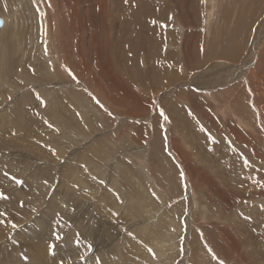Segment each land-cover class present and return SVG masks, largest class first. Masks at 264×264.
I'll list each match as a JSON object with an SVG mask.
<instances>
[{
    "label": "rangeland",
    "instance_id": "374dc122",
    "mask_svg": "<svg viewBox=\"0 0 264 264\" xmlns=\"http://www.w3.org/2000/svg\"><path fill=\"white\" fill-rule=\"evenodd\" d=\"M3 16L0 264H264V0Z\"/></svg>",
    "mask_w": 264,
    "mask_h": 264
},
{
    "label": "bare ground",
    "instance_id": "6f19581e",
    "mask_svg": "<svg viewBox=\"0 0 264 264\" xmlns=\"http://www.w3.org/2000/svg\"><path fill=\"white\" fill-rule=\"evenodd\" d=\"M195 3V2H194ZM215 3H213L212 4V7H211V11H209V13H210V16H209V20H211V19H213V17H214V15H215V5H214ZM243 10V9H242ZM1 19V18H0ZM2 22H3V25L1 26V28H4V27H6L7 26V24H9L8 23V18L6 17V16H3L2 17ZM212 21V20H211ZM261 21V20H260ZM259 22V21H258ZM0 28V29H1ZM2 30V29H1ZM0 30V31H1ZM4 30H6L5 28H4ZM259 33V32H258ZM227 56V55H226ZM170 74V73H169ZM173 122V121H172ZM197 128V127H196ZM2 146V145H1ZM5 146H6V144H5ZM2 149V148H1ZM233 149V148H232ZM5 150V149H4ZM178 155V154H177ZM1 156V155H0ZM87 158H88V156H86ZM3 162V161H2ZM88 162V161H87ZM42 175V174H41ZM0 179H6V176H4L3 178H0ZM7 180H8V178H7ZM6 180V181H7ZM36 182H38V181H36ZM35 182V183H36ZM1 191V190H0ZM61 194V193H60ZM201 196V195H200ZM10 199H12L11 197H10ZM12 201V200H11ZM10 203V202H9ZM8 204V203H7ZM7 204H6V206H7ZM3 205V204H2ZM4 206H5V204H4ZM7 208V207H6ZM11 211V210H10ZM261 218V217H260ZM1 221V220H0ZM240 226V225H239ZM82 237V236H81ZM0 238H2V237H0ZM82 239V238H81ZM75 240H76V238H75ZM117 240V239H116ZM238 247V246H237ZM108 251V250H107ZM233 254V253H232ZM43 256V255H42ZM95 258V257H94ZM41 259V258H40ZM14 260V259H13ZM17 260V259H16ZM95 260H96V258H95ZM224 260V259H223ZM38 261V260H37ZM79 261V260H78ZM95 262V261H94ZM19 263V262H18ZM47 263V262H46Z\"/></svg>",
    "mask_w": 264,
    "mask_h": 264
},
{
    "label": "snow or ice",
    "instance_id": "6c2138e0",
    "mask_svg": "<svg viewBox=\"0 0 264 264\" xmlns=\"http://www.w3.org/2000/svg\"><path fill=\"white\" fill-rule=\"evenodd\" d=\"M74 78H75V77H74ZM96 102H97V104L100 103L99 100H97ZM100 106L103 107V105H100ZM160 115H161V116H164V119H165V120L168 119V117L164 115L163 111L160 112ZM49 127H52V125L49 124ZM12 179H13L17 184H22V183H23L22 180H19V179H17L16 177H12ZM3 196H4V193H3V192H0V198H3ZM0 215H4V214H3V213H0ZM12 227L15 228V227H17V225L13 224ZM55 235H56V239H60L59 233H56ZM50 248L54 249V248H55V245H54V244L50 245ZM221 264H223V262H221Z\"/></svg>",
    "mask_w": 264,
    "mask_h": 264
},
{
    "label": "water",
    "instance_id": "95a60500",
    "mask_svg": "<svg viewBox=\"0 0 264 264\" xmlns=\"http://www.w3.org/2000/svg\"><path fill=\"white\" fill-rule=\"evenodd\" d=\"M2 25H3V22H2V20L0 19V28H1Z\"/></svg>",
    "mask_w": 264,
    "mask_h": 264
}]
</instances>
